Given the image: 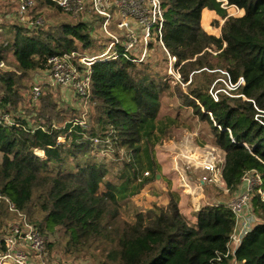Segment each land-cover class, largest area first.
Segmentation results:
<instances>
[{"label":"trees","instance_id":"1","mask_svg":"<svg viewBox=\"0 0 264 264\" xmlns=\"http://www.w3.org/2000/svg\"><path fill=\"white\" fill-rule=\"evenodd\" d=\"M160 1L164 49L154 39L148 48L156 42L165 63V55L175 59L180 80L172 95L207 124L214 146L225 153L220 183L229 194L240 190L245 173L259 174L263 194L255 188L250 200L259 223L232 253L228 245L235 216L228 205H203L192 222L180 211L178 197L168 193L165 207L135 211L132 221L125 220L122 204L155 180L153 148L176 124L158 119L161 95L170 85L163 75L150 72L148 62L118 56L90 68V128L72 123L77 110L59 104L58 86L43 85L31 104L34 84L29 87V81L48 70L49 57L71 52L97 56L111 39L101 29L100 16L68 15L50 0H32L28 21L40 23L21 22L16 0L13 20L3 21L6 11L0 16V112L17 124L0 122V232L18 212L43 236L59 231L64 253L93 250L97 264H264V0ZM223 1L243 14L228 16ZM205 9L223 20L218 37L202 28L216 32L208 25L209 14L201 21ZM99 39L108 43L99 44ZM121 48L116 46L119 53ZM220 72L232 85L240 78L243 84L230 95L216 93L215 100L209 88ZM29 88L28 97L22 95ZM23 112L34 116L33 124ZM62 136L68 143L58 142ZM100 150L125 153L112 178L91 157ZM50 249L46 242L48 257Z\"/></svg>","mask_w":264,"mask_h":264},{"label":"rangeland","instance_id":"2","mask_svg":"<svg viewBox=\"0 0 264 264\" xmlns=\"http://www.w3.org/2000/svg\"><path fill=\"white\" fill-rule=\"evenodd\" d=\"M16 3V0H0V16L2 13H5L4 11H6L7 13L6 19H4L3 21L13 20V18L11 17H14L13 13ZM7 5L10 8H6ZM226 12L228 16L239 15V12L234 7H227ZM215 19L218 20L219 18ZM1 21L2 20H0V23ZM201 21L200 25L202 27ZM209 21L210 16L208 17V25L210 24ZM213 28L214 27H212L211 29L213 30ZM113 32L117 33V31L115 30ZM211 33H217V31ZM98 43H102L105 46L108 41L99 39ZM152 43V48H147V53L143 60L149 63L151 73L158 72L159 75H163V80L170 85V88L161 95V106L158 119L163 123L167 122L168 119L175 120L176 124L171 129V134H169V136H166L161 141V143L156 144L153 148V158L157 166L155 177L159 179L157 180V182L156 180L152 181V185L150 187L144 186L138 194L130 197V200H128L127 202L128 205L123 203L121 208L122 216L125 220L132 221L134 219L135 211L142 212L143 210L153 208L156 205L163 208L168 202V193H174L179 199L178 206L180 211L184 215H186V217L190 221L193 222L194 211H196L203 205H214L221 203L229 206L230 204H232L243 194L245 184L242 181L240 190L234 194H229L223 184L215 185L203 180L208 176V173L201 167L204 160L213 159L214 165L217 166L216 170L221 172L224 165L225 153L214 146L213 138L209 133L207 124L201 122L199 119L193 116L191 109L181 106V100L175 95H172L174 94L173 88H175V84L180 80L177 71L174 70L173 67L175 59L165 55V58L167 59L165 63L163 55L165 54V52L162 51V48L158 47L156 42ZM131 53L134 55L135 52ZM86 56L91 57V55ZM134 56H139V52H136ZM139 63L140 62H138L137 64ZM165 75H168L169 78ZM215 76L216 77L209 88V94L212 93L214 95L218 92L223 93L222 90L229 92L228 88L230 85L223 73L220 72ZM40 77H42L41 73H34L33 77L29 81V87L32 83H36ZM179 85L181 91L183 93H186V85L182 83ZM57 91L59 93V104L66 105L68 103L69 107L77 110L78 117L77 119L73 120L72 123L79 124L81 122L83 123L84 128H90L89 112L92 110L90 106L87 107L86 112L82 117V113H84V110L79 102L76 101V97L73 92L59 88L57 89ZM29 92L30 88L21 90L22 95H24L25 97H28ZM32 103L34 102L31 99V104ZM19 107L22 108V104H20ZM21 114L26 119L34 117L30 115L24 116L27 114L25 112ZM31 119L32 118L29 119V122L30 124H33L34 121H32ZM58 142L62 144L68 143L63 136L58 138ZM109 143L110 142H108V144ZM36 153L38 155L42 154V152L38 150L36 151ZM91 157H93V160H95L96 162L103 163L112 173V175H108L107 178H112L113 175H115L119 171L120 166H122V164L120 163L122 159L125 158V153L123 150H120L116 155L113 151L111 152V150H100L98 152H92ZM184 171L187 174L186 176L184 174ZM180 173L183 174V179H181V176H179ZM185 183L188 185V187H185ZM197 194L199 196H197ZM180 205L181 207H183V209L180 207ZM250 208L252 207L249 204L247 207L248 213L243 215H247L248 218L252 219V225L249 226V228H252L256 224H258L259 221L251 213ZM245 212L246 210L244 211V213ZM11 220L13 219H8L6 221L9 222ZM45 236L47 237V242L51 245V249L49 251L50 257L46 256V262L48 264L98 263V259L96 256L97 253L93 250H90L86 254L82 253L78 255H68L64 253V241L61 238V234L59 231L53 233L45 232Z\"/></svg>","mask_w":264,"mask_h":264},{"label":"built area","instance_id":"3","mask_svg":"<svg viewBox=\"0 0 264 264\" xmlns=\"http://www.w3.org/2000/svg\"><path fill=\"white\" fill-rule=\"evenodd\" d=\"M50 1L68 15L90 13L100 16L102 18L101 29L110 37L111 41L106 50L97 56L88 57L79 52H71L49 57L47 60L48 70L42 74V77L34 83L32 88L33 101L40 96L43 85L58 86L73 92L78 98V102L84 110L83 117L89 106L90 68L94 63L111 61L118 56L132 58L131 60L135 63L141 62L152 39L156 40L164 49L161 42L164 11L160 0ZM32 5V0H19L16 11L19 21L27 22L29 25L41 22L40 19L35 22L28 21L27 12ZM222 7L227 8L226 2L223 1ZM111 28H114L119 34L114 33ZM117 45L122 47L120 53L116 49ZM131 52H139V56H134L135 53L133 55ZM240 84H243L242 78L235 85L229 82V92ZM222 92L230 95L225 90ZM210 94L216 100V94ZM0 122L8 126H17L8 115L1 112ZM79 124L83 127V123ZM94 142H98V140L94 139ZM201 167L208 173V176L203 179L204 181L215 185L220 184L221 172L216 170L217 166L214 165L213 159L204 161ZM143 174L147 176L148 172ZM242 181L245 184L243 194L228 206L235 216V227L228 245L229 252L232 253L251 229L249 226L252 225V219L243 214L248 213L247 207L249 204L251 205L253 190L257 188L256 192L260 195L263 194L259 188L261 179L257 172L245 173L242 176ZM10 210L14 211L11 207ZM46 242V237L29 223L25 215L17 212L16 217L6 222L0 232V264H48L45 253Z\"/></svg>","mask_w":264,"mask_h":264},{"label":"crops","instance_id":"4","mask_svg":"<svg viewBox=\"0 0 264 264\" xmlns=\"http://www.w3.org/2000/svg\"><path fill=\"white\" fill-rule=\"evenodd\" d=\"M235 8V7H234ZM238 12H239V15L238 16H240V15H242L243 14V11L242 10H239V9H237V8H235ZM204 13H207V14H209V16H210V24H209V27L210 28H212V22L213 21H218V23H219V26L218 27H214L213 29L214 30H216L217 31V33H208L206 30H205V28L204 27H202L203 28V30L207 33V34H209V35H213V36H215V37H218L219 35H220V25L223 23V20L218 16V15H216V13L214 12V11H209V10H207V9H205V10H203L202 11V14H201V16L203 17V14ZM230 16V15H229ZM215 18H219L218 20L217 19H215ZM220 21V22H219ZM198 152V151H197ZM204 161H208V159H205ZM222 172V171H221ZM184 174H185V176L187 175L186 174V172L184 171ZM221 174V173H220ZM183 174L182 173H180L179 174V176H181V179H183L184 177L182 176ZM160 177V176H159ZM159 179V178H158ZM157 178L155 179L156 180V182H157V180H158ZM188 180V179H187ZM186 183H187V181H186ZM185 183V187H188V185ZM221 184V183H220ZM220 184H217V185H220ZM152 184H151V182L150 183H148V184H146L145 185V187L146 186H148V187H150ZM202 185V184H201ZM192 188V187H191ZM197 196H199L198 194H197ZM192 200V199H191ZM180 207H181V205H180ZM182 209H183V207H181ZM186 212V211H185ZM195 212V211H194ZM186 214V213H185ZM188 214V213H187Z\"/></svg>","mask_w":264,"mask_h":264},{"label":"bare ground","instance_id":"5","mask_svg":"<svg viewBox=\"0 0 264 264\" xmlns=\"http://www.w3.org/2000/svg\"><path fill=\"white\" fill-rule=\"evenodd\" d=\"M238 14V13H237Z\"/></svg>","mask_w":264,"mask_h":264}]
</instances>
